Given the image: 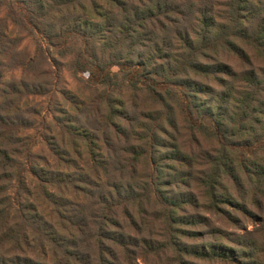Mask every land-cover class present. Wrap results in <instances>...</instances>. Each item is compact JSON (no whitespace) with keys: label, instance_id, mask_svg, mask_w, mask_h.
I'll list each match as a JSON object with an SVG mask.
<instances>
[{"label":"trees","instance_id":"1","mask_svg":"<svg viewBox=\"0 0 264 264\" xmlns=\"http://www.w3.org/2000/svg\"><path fill=\"white\" fill-rule=\"evenodd\" d=\"M199 194L232 224L264 196V0H0V264H264Z\"/></svg>","mask_w":264,"mask_h":264},{"label":"rangeland","instance_id":"2","mask_svg":"<svg viewBox=\"0 0 264 264\" xmlns=\"http://www.w3.org/2000/svg\"><path fill=\"white\" fill-rule=\"evenodd\" d=\"M19 48H22L25 50L29 56L35 57L37 55L35 54L36 50V41L34 37H30L28 34H21V41L19 43ZM46 57L48 58V62L56 68V71L58 70L60 73V79L56 82V89L60 90L61 88L68 89L72 92H76L78 90V84L70 78L69 73L66 70V67H64V59H58L54 55L52 51L46 52ZM51 55V56H49ZM53 59V60H52ZM226 60V58H225ZM59 61V62H58ZM229 61V60H227ZM53 68V67H52ZM54 69V68H53ZM20 74V71H8L6 75L18 77ZM84 78V76H81ZM52 98L45 97H37L34 99L33 104L35 103L36 108L39 109L40 116H37L35 121L36 124L33 126V129L29 130L30 135L33 137V142L35 143L34 148L32 151L40 154L43 151V141L41 140V134L44 132L42 127L46 126L50 121H52V116L59 115L58 112H56L57 105L53 104V101L56 98V102H60L59 94L50 95ZM60 104L63 105V103L60 102ZM41 122L40 124V121ZM181 124L179 121H177V133H176V144L179 147L184 146L186 141L188 140L186 137L187 131L181 128ZM186 132V133H185ZM45 133V132H44ZM200 141V147H202L203 150L199 151L200 148L193 150V156L195 157L197 162H202V157H196V154L198 152L203 151H211L214 148L213 143L206 142L204 139H199ZM187 151V150H186ZM188 152V151H187ZM213 153V152H211ZM215 154V153H213ZM193 157V160H194ZM197 167H200L197 165ZM200 168H198L197 171H199ZM191 188H193L191 186ZM198 199V198H197ZM248 199L245 200L244 204L246 205L247 209L251 211L253 217H250L246 214H242L239 211H236L234 207H230L228 205L225 206L224 209H226L227 212H229L230 215L234 216L237 221L235 223H231L229 220L226 219V217L219 216L218 214H215L214 212H208L204 208H201L200 204H205L204 199H201V195L199 194V199L197 200L198 207L194 208L195 213L202 214L206 216L209 219L210 224H214L216 227L222 229L223 231H226L228 233H241L242 228H245L246 231H252V234L255 238H258L259 240L264 239V196L263 198H259L260 201H258L256 204L251 205L247 202ZM249 201V200H248ZM226 216V215H225ZM205 227H200L198 230H205ZM198 243V241H196ZM191 243V242H189ZM223 264V263H221Z\"/></svg>","mask_w":264,"mask_h":264}]
</instances>
